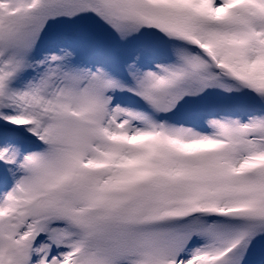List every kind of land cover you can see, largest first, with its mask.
<instances>
[{
	"label": "snow or ice",
	"instance_id": "1",
	"mask_svg": "<svg viewBox=\"0 0 264 264\" xmlns=\"http://www.w3.org/2000/svg\"><path fill=\"white\" fill-rule=\"evenodd\" d=\"M0 264H264V0H0Z\"/></svg>",
	"mask_w": 264,
	"mask_h": 264
}]
</instances>
